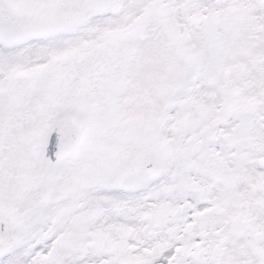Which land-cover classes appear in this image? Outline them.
<instances>
[{
  "label": "snow or ice",
  "instance_id": "6c2138e0",
  "mask_svg": "<svg viewBox=\"0 0 264 264\" xmlns=\"http://www.w3.org/2000/svg\"><path fill=\"white\" fill-rule=\"evenodd\" d=\"M0 264H264V0H0Z\"/></svg>",
  "mask_w": 264,
  "mask_h": 264
}]
</instances>
